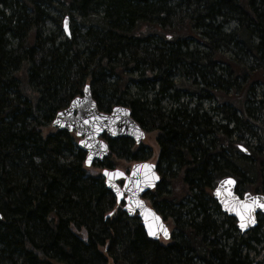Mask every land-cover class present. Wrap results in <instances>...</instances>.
<instances>
[{
    "label": "trees",
    "instance_id": "16d2710c",
    "mask_svg": "<svg viewBox=\"0 0 264 264\" xmlns=\"http://www.w3.org/2000/svg\"><path fill=\"white\" fill-rule=\"evenodd\" d=\"M85 86L99 112L125 107L155 138L146 199L168 242L52 127ZM108 144L92 167L150 154ZM226 176L264 195V0H0V264H253L264 215L238 233L211 196Z\"/></svg>",
    "mask_w": 264,
    "mask_h": 264
},
{
    "label": "water",
    "instance_id": "95a60500",
    "mask_svg": "<svg viewBox=\"0 0 264 264\" xmlns=\"http://www.w3.org/2000/svg\"><path fill=\"white\" fill-rule=\"evenodd\" d=\"M67 17L63 22V31L66 38L69 37ZM87 89V90H86ZM51 125L58 131L71 133L79 138L78 148L85 152V167H90L96 162H103L109 154V146L106 137L110 140L126 139L139 145L145 137V133L139 128L130 116V110L116 106L110 113H101L96 109L94 100L91 99L90 89L86 86L79 98L71 100L68 108L58 111ZM142 165H150L149 168ZM105 172L109 175H105ZM101 178L106 190L112 193L118 205L123 204L122 211L126 216H136L143 227L147 237L159 241L170 239V233L164 220L156 214L143 200V196L152 192L159 184V174L156 165L146 161L135 163L126 176L120 170L104 169ZM123 180L120 187L119 180ZM232 181L226 183V181ZM235 179L225 177L217 182L212 192V199L216 201L220 211L233 218L237 223L238 232L242 235L258 226L257 216L264 214L262 194H244L239 197L235 193ZM117 192L120 193L117 196ZM254 199L256 202L254 203ZM243 216V221L241 220ZM244 222L245 228L240 224ZM151 233V234H150Z\"/></svg>",
    "mask_w": 264,
    "mask_h": 264
},
{
    "label": "rangeland",
    "instance_id": "374dc122",
    "mask_svg": "<svg viewBox=\"0 0 264 264\" xmlns=\"http://www.w3.org/2000/svg\"><path fill=\"white\" fill-rule=\"evenodd\" d=\"M68 30H69V22H68ZM64 33V31H63ZM78 140V139H77ZM253 142V141H252ZM141 145L147 146L149 148V152L150 154L148 155V157H143V160H147L148 162L152 163V164H157L158 161V152H159V147L158 144H156L155 138L152 137V135H148L146 134L144 140L142 141ZM111 170H120L122 171L126 176L129 174L130 170H131V166L134 164L133 161H123V160H117V159H111ZM88 171L94 175L96 174H100L101 173V169H97L94 167L88 168ZM122 184V182H120V185ZM147 204L149 205V203L147 202ZM169 223H167L166 221V225L169 227L170 231H171V227L168 225ZM74 233L78 234L81 236V238L83 240H85V233L83 231H77L75 230ZM263 253H264V248H262V246H257L256 251L251 253V256L253 258V264H264L263 261Z\"/></svg>",
    "mask_w": 264,
    "mask_h": 264
},
{
    "label": "snow or ice",
    "instance_id": "6c2138e0",
    "mask_svg": "<svg viewBox=\"0 0 264 264\" xmlns=\"http://www.w3.org/2000/svg\"><path fill=\"white\" fill-rule=\"evenodd\" d=\"M87 90V89H86ZM142 167H145V168H149L150 167V165H142ZM105 175H109V173H107V172H105ZM232 181H226V183H231ZM120 195V193L119 192H117V196H119ZM254 203L256 202V200L254 199V201H253ZM260 207L261 208H264V203H261L260 204ZM243 216H241V220L243 221ZM245 223L244 222H242L241 224H240V227H241V229H244L245 228ZM151 234V233H150Z\"/></svg>",
    "mask_w": 264,
    "mask_h": 264
},
{
    "label": "flooded vegetation",
    "instance_id": "af4514ba",
    "mask_svg": "<svg viewBox=\"0 0 264 264\" xmlns=\"http://www.w3.org/2000/svg\"><path fill=\"white\" fill-rule=\"evenodd\" d=\"M245 153H247V152H245ZM256 194H259V195H260V194H262V193H256ZM262 195H263V194H262ZM263 196H264V195H263ZM261 216H263V214H261L260 216H259V215L257 216V222L259 221V219L261 218ZM258 224H259V222H258Z\"/></svg>",
    "mask_w": 264,
    "mask_h": 264
}]
</instances>
